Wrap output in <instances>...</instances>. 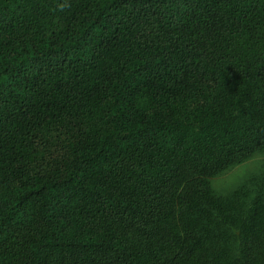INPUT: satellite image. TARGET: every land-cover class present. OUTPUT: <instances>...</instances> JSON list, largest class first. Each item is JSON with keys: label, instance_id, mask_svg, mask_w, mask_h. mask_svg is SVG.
Masks as SVG:
<instances>
[{"label": "trees", "instance_id": "obj_1", "mask_svg": "<svg viewBox=\"0 0 264 264\" xmlns=\"http://www.w3.org/2000/svg\"><path fill=\"white\" fill-rule=\"evenodd\" d=\"M262 86L264 0H0V264H264Z\"/></svg>", "mask_w": 264, "mask_h": 264}, {"label": "clouds", "instance_id": "obj_2", "mask_svg": "<svg viewBox=\"0 0 264 264\" xmlns=\"http://www.w3.org/2000/svg\"><path fill=\"white\" fill-rule=\"evenodd\" d=\"M261 90L264 92V86ZM234 168L238 173V183L235 185L237 188L246 185L250 180H264V146L253 149L246 158L235 164Z\"/></svg>", "mask_w": 264, "mask_h": 264}, {"label": "rangeland", "instance_id": "obj_3", "mask_svg": "<svg viewBox=\"0 0 264 264\" xmlns=\"http://www.w3.org/2000/svg\"><path fill=\"white\" fill-rule=\"evenodd\" d=\"M237 178H238V173L235 170L234 172H231V173L225 175L224 177H222L221 179H219V182H220V184L226 185V187H224V188H229V187L236 184ZM215 186H214L215 189H218L220 187V185L216 186V187Z\"/></svg>", "mask_w": 264, "mask_h": 264}]
</instances>
